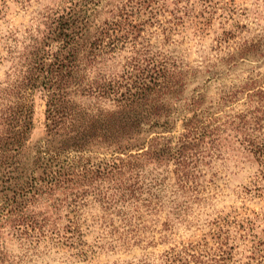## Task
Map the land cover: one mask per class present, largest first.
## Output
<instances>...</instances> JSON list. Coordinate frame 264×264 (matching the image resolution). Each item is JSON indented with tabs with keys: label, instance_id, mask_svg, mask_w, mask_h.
Returning <instances> with one entry per match:
<instances>
[{
	"label": "trees",
	"instance_id": "obj_1",
	"mask_svg": "<svg viewBox=\"0 0 264 264\" xmlns=\"http://www.w3.org/2000/svg\"><path fill=\"white\" fill-rule=\"evenodd\" d=\"M101 1L67 0L49 11V25L21 64L23 80L13 72L11 82H0V221L9 220L14 232L42 233L48 226L31 208L39 198L70 213L65 226L72 235L89 200L104 210H138V203L161 207L158 193L169 172L184 184V169L220 138L226 124L241 132L240 142L264 167V77L223 90L217 99L204 89L181 102L197 68L147 46L135 48L134 32L146 21L134 17L148 9L149 0L121 2L104 19ZM126 47L139 56L127 58L119 72L106 69ZM38 87L45 91L46 135L29 162L30 96ZM239 93L246 108L225 114L224 121L216 110ZM178 120L182 130L174 137ZM49 226L60 234L55 222ZM170 250V264H198L191 247ZM8 263L0 257V264Z\"/></svg>",
	"mask_w": 264,
	"mask_h": 264
},
{
	"label": "rangeland",
	"instance_id": "obj_2",
	"mask_svg": "<svg viewBox=\"0 0 264 264\" xmlns=\"http://www.w3.org/2000/svg\"><path fill=\"white\" fill-rule=\"evenodd\" d=\"M67 0H0V82L13 72L23 80L26 53L49 25L45 17ZM127 0H102L106 10ZM135 19L146 21L135 31L137 46H147L197 68L181 97L206 89L219 98L252 78L264 77V0H149ZM151 11V12H149ZM18 55L21 56L19 59ZM131 47L114 54L105 68L119 72L127 58L138 57ZM19 62V65H18ZM18 65V66H17ZM14 66V67H13ZM16 67V68H15ZM18 81V82H19ZM33 128L25 149L31 161L46 135L45 91H31ZM208 100V98H207ZM244 93L223 103L217 114L229 120L246 108ZM180 117V116H179ZM178 120L172 136L182 127ZM226 131L189 162L183 184L169 172L158 193L161 207L104 210L89 200L79 210L74 235L67 231L64 208L51 200H32L38 218H46L42 233L14 232L0 221V257L8 264H170V248L191 247L198 264H264V167L240 142L241 132ZM169 134V133H166ZM168 163V162H167ZM166 166H164L165 168ZM168 168L174 165L170 161ZM124 210V211H123ZM49 222L60 234L49 231Z\"/></svg>",
	"mask_w": 264,
	"mask_h": 264
}]
</instances>
